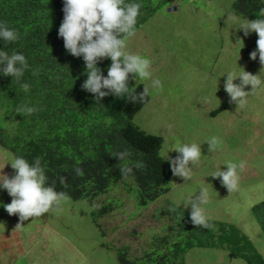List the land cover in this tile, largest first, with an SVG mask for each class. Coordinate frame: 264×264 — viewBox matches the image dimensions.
Here are the masks:
<instances>
[{
	"label": "rangeland",
	"instance_id": "rangeland-1",
	"mask_svg": "<svg viewBox=\"0 0 264 264\" xmlns=\"http://www.w3.org/2000/svg\"><path fill=\"white\" fill-rule=\"evenodd\" d=\"M234 1H171L140 24L126 42V51L150 59L151 78L161 81L159 88H152L151 78L134 79L131 74V84L149 88V99L133 122L163 138L160 152L165 158L176 143L199 144L202 155L191 166L190 178L172 175L169 190L144 206L137 205L119 184L92 201L65 197L49 212L24 221L0 204V264H120L118 248L126 247L130 259L140 255L172 221L171 206L190 212L185 201L201 188L207 194L202 205L206 216L236 226L264 258V228L253 214V207L264 201V83L252 90L245 103L233 102L213 112L230 101L224 89L225 72L239 74L244 69L264 76L259 55L256 59L249 55L257 49V33L245 36L234 28L248 19L234 12ZM261 16L264 7L256 18ZM251 87L245 85V90ZM212 138L215 146L209 151L207 141ZM177 154L174 149L168 152L170 157ZM11 157L0 145V167ZM228 163L243 164L237 169L238 188L232 192L219 177L209 175L219 167L226 170ZM0 172L15 174L10 163ZM11 199L0 189V201L6 204ZM107 205L112 209L100 212ZM183 258L184 264H247L240 257L230 258L226 245L193 247Z\"/></svg>",
	"mask_w": 264,
	"mask_h": 264
},
{
	"label": "trees",
	"instance_id": "trees-1",
	"mask_svg": "<svg viewBox=\"0 0 264 264\" xmlns=\"http://www.w3.org/2000/svg\"><path fill=\"white\" fill-rule=\"evenodd\" d=\"M170 1L142 0L136 28ZM62 7L63 0H0V22L18 33L13 42L0 38V50L22 52L29 65L21 77L29 84L28 91L12 76L0 74V145L30 163L38 158L45 184L65 193V197L92 201L119 184L137 205L144 206L169 190L173 175L160 152L163 138L133 122L149 95L142 102H133L126 95L109 94L97 102L95 94L82 89L87 78L85 62L82 56L70 54L58 36ZM263 7L264 0L233 3L234 12L251 19ZM110 63L107 57L98 61L103 75H107ZM130 79L131 74L127 81L130 91L142 92L143 84L133 85ZM232 103L222 104L213 112ZM25 105L34 111L25 116L16 112ZM124 149L129 156L119 161L114 154ZM137 162L140 167L134 166ZM123 166H132V171L122 176ZM111 209L107 205L100 212ZM189 213L178 205L171 206L173 219L164 232L154 235L147 249L132 259L126 247L123 251L118 248L119 263L184 264L183 255L190 248L226 245L230 258L264 264L263 256L236 226L208 218L213 227L202 228L191 222ZM253 214L264 228V201L253 207Z\"/></svg>",
	"mask_w": 264,
	"mask_h": 264
},
{
	"label": "clouds",
	"instance_id": "clouds-1",
	"mask_svg": "<svg viewBox=\"0 0 264 264\" xmlns=\"http://www.w3.org/2000/svg\"><path fill=\"white\" fill-rule=\"evenodd\" d=\"M141 5L142 0H63L64 15L58 28V36L63 38L64 47L70 54L82 56L87 78L82 82L81 87L95 94L94 99L97 102L109 94L116 97L126 95L133 102H142L149 92L148 87H143V91L137 94L135 91H130L127 84L129 74H132L134 79L152 76L149 58L125 50L128 38L133 36L137 29V17L140 15ZM234 28L243 30L245 36L251 31L257 33V49L249 55L250 58L256 59L258 54L261 65H264V16L248 18ZM0 38L6 43L13 42L18 39V33L14 28L0 22ZM237 41L241 40L238 38ZM106 57L110 58L111 63L107 67V75H103L97 65L98 61ZM28 68L27 59L22 52L13 51L9 54L0 50V74L12 76L24 91L29 90V84L25 80L21 81V77ZM225 73L227 76L224 89L230 97V102L236 104L245 103L252 90L264 83V76L260 73L254 75L244 69L239 74L231 71ZM237 77L240 78V82L234 83ZM150 84L152 88H159L161 81L159 78H151ZM245 85H251V90L246 91ZM33 111L34 108L27 105L16 110L24 116ZM207 142L210 151L215 146V138ZM173 149L178 154L170 157L168 152ZM168 152L165 160L169 162L173 175L183 177L185 180L190 178L191 166L197 163L202 155L200 145L195 142L176 143L169 148ZM114 156L119 161H123L129 156V152L124 149L117 151ZM8 163L15 170V174L9 177L0 172V189H5L12 199L10 203L5 204L0 201V204L9 214H18L19 219L24 221L29 217H39L61 204L65 193L58 192L52 186L45 184L46 175L38 158L30 163L25 157L16 155L5 164ZM226 165V170L219 167L209 175L214 178L219 177L220 182L229 192H232L238 188L237 169L243 167V164L228 163ZM4 166L0 167V170ZM134 166L140 167V164L137 162ZM120 171L122 176L126 175L132 171V166H123ZM206 200V191L201 188L190 200L185 201V205L186 207L190 205L189 217L194 225L211 229L213 225L202 207Z\"/></svg>",
	"mask_w": 264,
	"mask_h": 264
},
{
	"label": "bare ground",
	"instance_id": "bare-ground-1",
	"mask_svg": "<svg viewBox=\"0 0 264 264\" xmlns=\"http://www.w3.org/2000/svg\"><path fill=\"white\" fill-rule=\"evenodd\" d=\"M170 4V3H169Z\"/></svg>",
	"mask_w": 264,
	"mask_h": 264
}]
</instances>
